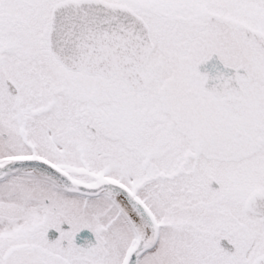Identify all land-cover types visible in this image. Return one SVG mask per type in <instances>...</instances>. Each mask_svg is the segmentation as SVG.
I'll list each match as a JSON object with an SVG mask.
<instances>
[{"label":"snow or ice","instance_id":"obj_1","mask_svg":"<svg viewBox=\"0 0 264 264\" xmlns=\"http://www.w3.org/2000/svg\"><path fill=\"white\" fill-rule=\"evenodd\" d=\"M0 264H264V0H0Z\"/></svg>","mask_w":264,"mask_h":264},{"label":"flooded vegetation","instance_id":"obj_2","mask_svg":"<svg viewBox=\"0 0 264 264\" xmlns=\"http://www.w3.org/2000/svg\"><path fill=\"white\" fill-rule=\"evenodd\" d=\"M13 89H14V86H13ZM62 227L64 229H68L70 226L65 223L64 225H62ZM58 237H59V232L56 229H50L49 230V239L50 240H54ZM89 239H91L92 242H95V238H89ZM76 243L78 245H83V244H86V240H85V238H76ZM221 243H222V246L229 247L230 249L232 248V246L229 245L226 240L222 241Z\"/></svg>","mask_w":264,"mask_h":264}]
</instances>
